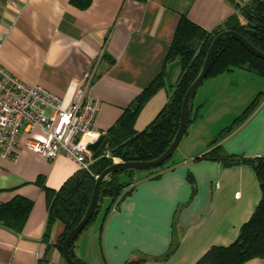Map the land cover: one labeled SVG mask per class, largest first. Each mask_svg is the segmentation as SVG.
I'll return each mask as SVG.
<instances>
[{
    "label": "crops",
    "instance_id": "0c3cea01",
    "mask_svg": "<svg viewBox=\"0 0 264 264\" xmlns=\"http://www.w3.org/2000/svg\"><path fill=\"white\" fill-rule=\"evenodd\" d=\"M243 1L92 0L82 9L72 0H0V63L24 83L40 84L67 100L74 94L75 82L85 87L100 102L94 129L101 134L164 69V87L146 102L136 120L135 129L142 131L167 104L181 75L179 59L164 66L180 17L186 15L210 31L237 13L233 2ZM233 72L213 79L226 83ZM256 91L254 98L262 92ZM204 99L205 94L195 98L194 106L204 104ZM191 136L188 131L182 140ZM182 140L174 153L179 155H173L162 176L151 179L149 171L140 170L143 173L134 175L132 194L103 219L105 200L95 222L77 237V258L87 264H195L213 245L236 240L262 195L253 167L224 168L215 161H195L209 144L195 155L189 154L187 144L182 149ZM222 144L229 153L264 155V99ZM80 169L66 155L49 160L23 146L17 162H0V204L17 197L33 202L22 231L0 224V264L42 260L68 264L43 240L46 192L58 190ZM189 172L197 193L180 208L192 194ZM61 230L57 223L52 243ZM173 242H178L173 255L154 258L164 255ZM244 264H264V258Z\"/></svg>",
    "mask_w": 264,
    "mask_h": 264
},
{
    "label": "trees",
    "instance_id": "16d2710c",
    "mask_svg": "<svg viewBox=\"0 0 264 264\" xmlns=\"http://www.w3.org/2000/svg\"><path fill=\"white\" fill-rule=\"evenodd\" d=\"M72 2L85 9L92 0H72ZM233 4L237 13L223 25L210 31L191 21L188 16L182 15L164 65L179 59L182 71L164 108L146 129L142 131L135 129L136 120L146 102L165 85L163 69L153 82L131 102L115 125L105 134V140L94 153L96 160L90 168L78 170L58 190H47L48 220L43 240L46 241L48 249L55 247L63 254V242L84 216L91 201L97 177L113 164L112 158L104 156L106 150L111 153L112 157H117L122 161H148L158 158L167 150L178 130L186 91L199 74L210 45L219 33L224 30L237 31L254 47L264 52V0H245L233 2ZM238 68L264 77V59L248 51L237 39L230 36L224 37L217 45L206 79L231 73ZM194 97L190 103L187 129L184 135L187 134L189 126L202 116L200 112L202 104L195 107ZM263 99L264 92H259L231 125L222 129L209 142L208 150L194 158L195 161H215L224 168L241 164L252 166L262 194L254 213L242 225L236 240L226 246L213 245L195 264H244L255 258H264V155L246 157L244 154L229 153L222 144V141L237 126L248 119ZM172 157L173 155L160 166L141 170L149 171L151 179H159ZM137 171L140 170H121L108 176L102 183L95 214L84 230H87L98 218L105 200L108 201V205L104 210L103 219H106L114 205H119L132 194L136 183L134 175ZM187 179L192 186V194L190 200L181 204L180 208L190 203L197 193L196 181L191 172L188 173ZM32 207L33 202L22 197H17L6 204H0V224L17 232L22 231ZM57 223L61 225L62 230L55 243H52L50 238ZM76 240L77 238L70 246V255L78 264H87L75 255ZM177 247L178 242H173L164 255L154 258L168 259ZM45 261H40V264ZM131 263L132 261H128L124 264Z\"/></svg>",
    "mask_w": 264,
    "mask_h": 264
},
{
    "label": "built area",
    "instance_id": "2783aa9c",
    "mask_svg": "<svg viewBox=\"0 0 264 264\" xmlns=\"http://www.w3.org/2000/svg\"><path fill=\"white\" fill-rule=\"evenodd\" d=\"M75 84L67 100L40 84L24 83L0 63V162H17L23 146L49 160L66 155L81 169L90 168L96 158L89 144L101 135L94 129L100 102ZM104 156L122 161L108 150Z\"/></svg>",
    "mask_w": 264,
    "mask_h": 264
},
{
    "label": "rangeland",
    "instance_id": "374dc122",
    "mask_svg": "<svg viewBox=\"0 0 264 264\" xmlns=\"http://www.w3.org/2000/svg\"><path fill=\"white\" fill-rule=\"evenodd\" d=\"M229 75L234 76L226 83L222 80L215 82L213 79L215 77H210L205 79L199 87L193 102L196 101L195 98L198 101L205 94L204 104L200 110L202 116L189 126L188 131L192 136L190 139L188 138L189 140H182L181 144L182 149L187 144L189 154L196 155L199 153L222 129L230 126L234 119L244 111H240L243 102H247L248 105L251 103L255 96H252L254 91L257 90L258 93L262 90L264 92V77L262 76L252 74L241 68L235 69ZM231 83H235V85ZM200 120H203L202 124L198 122ZM187 141L190 143H186ZM175 155L177 157L179 152ZM141 173L143 172L137 171L135 176Z\"/></svg>",
    "mask_w": 264,
    "mask_h": 264
},
{
    "label": "water",
    "instance_id": "95a60500",
    "mask_svg": "<svg viewBox=\"0 0 264 264\" xmlns=\"http://www.w3.org/2000/svg\"><path fill=\"white\" fill-rule=\"evenodd\" d=\"M227 36L237 39L239 42L242 43V45L248 51L264 59V52L254 47L243 35H241L237 31L224 30L214 38L207 52L206 58L204 60L203 66L199 74L197 75L195 80L191 83L188 90L186 91V94L183 99L182 107H181V115H180L178 130H177V133H176V136L173 142L170 144L167 150L158 158L148 160V161H121L118 163H113L112 165L107 167L105 170H103L102 173L97 177L94 190L92 193L91 201L89 203V206L84 216L81 218L79 223L69 232V234L67 235L66 239L63 242V257L68 264H78L72 259L70 255V246L72 242L80 235V233L84 230V228L87 226V224L90 222V220L94 216L97 205H98V201H99L100 189H101L102 183L108 178V176L111 175L112 173H115L121 170H128V169L129 170L130 169L141 170V169H149L152 167L160 166L165 161H167L172 155H174L187 129V122H188L191 100L195 96L197 90L199 89L201 84L204 82V80L206 79L209 73L210 66L213 61L215 50L217 48L219 41L222 38L227 37ZM105 137H106L105 134H101L94 143L89 144V149L93 152H97L100 146L102 145V143L104 142ZM42 264H48V263L44 262Z\"/></svg>",
    "mask_w": 264,
    "mask_h": 264
}]
</instances>
